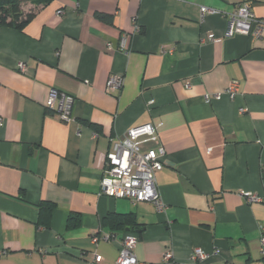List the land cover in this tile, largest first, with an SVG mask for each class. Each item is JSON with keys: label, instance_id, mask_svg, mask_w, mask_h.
<instances>
[{"label": "crops", "instance_id": "crops-1", "mask_svg": "<svg viewBox=\"0 0 264 264\" xmlns=\"http://www.w3.org/2000/svg\"><path fill=\"white\" fill-rule=\"evenodd\" d=\"M243 2L264 19V0H23L33 18L0 26V264H115L127 232L143 261L201 247L211 264H264V201L242 195H264V30L225 36L226 16L200 13ZM51 87L74 97L72 120L46 109ZM145 123L160 124L164 212L100 194L112 140Z\"/></svg>", "mask_w": 264, "mask_h": 264}, {"label": "built area", "instance_id": "built-area-1", "mask_svg": "<svg viewBox=\"0 0 264 264\" xmlns=\"http://www.w3.org/2000/svg\"><path fill=\"white\" fill-rule=\"evenodd\" d=\"M201 20L209 13L224 15L228 20V27L225 36L234 34H245L252 37H261L264 30V19L257 17L249 2H243L236 5L233 11L224 13L218 9L200 6ZM136 30H139L138 27ZM211 41H221V37L213 34L207 36ZM127 43V34L122 33L119 40V47L125 49ZM19 68L24 70L25 64L20 63ZM124 84V77L120 74H113L108 79V89L120 90ZM240 91V81L232 79L224 92L230 98ZM218 97V95H215ZM205 100L209 102L211 96L206 94ZM74 97L56 87H51L46 101V109L55 112L63 120L73 119L72 107ZM241 113L246 112V108L240 109ZM0 123L2 119L0 118ZM160 124L145 123L129 128L123 137H117L112 140L111 148L106 154V162L101 177L100 194L112 198H127L133 204L143 201L154 203L158 212H164L165 202L158 190L156 175L163 168V156L165 148L160 141ZM151 141L155 145L149 148H143L145 142ZM247 202L264 201V195L251 192H242ZM94 239H97V237ZM104 240H109V235L103 236ZM138 241V236L127 232L121 243L118 257L115 264H211L208 259V253L201 247L194 248L189 258L185 261L174 259L169 253H166L160 261H143L136 257L134 247ZM261 252L264 254V225L261 226ZM0 249V255L4 253ZM216 253V252H214ZM102 261V255H95L90 264H98Z\"/></svg>", "mask_w": 264, "mask_h": 264}, {"label": "trees", "instance_id": "trees-1", "mask_svg": "<svg viewBox=\"0 0 264 264\" xmlns=\"http://www.w3.org/2000/svg\"><path fill=\"white\" fill-rule=\"evenodd\" d=\"M49 0H37V4L45 3ZM23 0H0V26H11L18 29L23 27L33 18L34 11L25 13L22 10ZM53 204L49 202H42L44 210H52ZM124 223V219L117 215H108L104 219V223L119 224Z\"/></svg>", "mask_w": 264, "mask_h": 264}]
</instances>
